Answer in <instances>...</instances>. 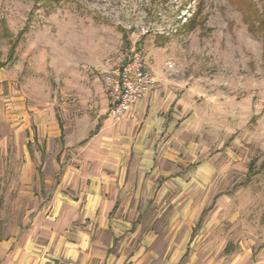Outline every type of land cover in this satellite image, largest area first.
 <instances>
[{"label": "rangeland", "instance_id": "374dc122", "mask_svg": "<svg viewBox=\"0 0 264 264\" xmlns=\"http://www.w3.org/2000/svg\"><path fill=\"white\" fill-rule=\"evenodd\" d=\"M138 46L181 100L172 160L158 164L178 182L159 191V177L156 192L132 195L142 214L126 213L145 221L137 234H162L140 245L145 264H264V0H0V264L45 246L34 220L80 168L107 78Z\"/></svg>", "mask_w": 264, "mask_h": 264}, {"label": "crops", "instance_id": "0c3cea01", "mask_svg": "<svg viewBox=\"0 0 264 264\" xmlns=\"http://www.w3.org/2000/svg\"><path fill=\"white\" fill-rule=\"evenodd\" d=\"M156 79V89L137 106L134 120L113 121L108 118L107 110L105 119H91L92 128L100 127L80 141L85 142L78 157L80 168L73 169L72 165L58 184L55 183L56 200L48 205L51 213L45 214L49 220L46 226L41 213L34 220L32 231L47 228L46 244L41 249L24 251L21 264H124L127 258L130 260L126 264L146 263V249L140 245L150 240L154 248L162 240V234L152 229L137 234L145 221L132 220L126 213L134 210L140 216L142 213L138 211L147 207L142 200L132 203V195L156 192L159 177L165 180L159 191H166L179 179L170 170L160 169L158 164L172 160L166 157L168 151L165 153L164 149L174 141L171 134L181 100L177 90L166 85L165 78L156 74ZM59 128L63 139V126L60 124ZM105 141L117 145V152H104ZM69 186L76 195L71 201L66 196L63 198ZM114 193L115 202L111 197ZM78 195H84V201ZM133 223L138 224L137 231L126 234ZM134 239L135 249L129 251ZM129 252L132 253L128 255Z\"/></svg>", "mask_w": 264, "mask_h": 264}, {"label": "built area", "instance_id": "2783aa9c", "mask_svg": "<svg viewBox=\"0 0 264 264\" xmlns=\"http://www.w3.org/2000/svg\"><path fill=\"white\" fill-rule=\"evenodd\" d=\"M107 115L113 121L136 118L137 106L157 86L151 60L141 47H133L116 73L107 78Z\"/></svg>", "mask_w": 264, "mask_h": 264}, {"label": "trees", "instance_id": "16d2710c", "mask_svg": "<svg viewBox=\"0 0 264 264\" xmlns=\"http://www.w3.org/2000/svg\"><path fill=\"white\" fill-rule=\"evenodd\" d=\"M15 52V45L11 48L10 53H9V58L12 59V56L14 55ZM4 67V64H0V70Z\"/></svg>", "mask_w": 264, "mask_h": 264}]
</instances>
